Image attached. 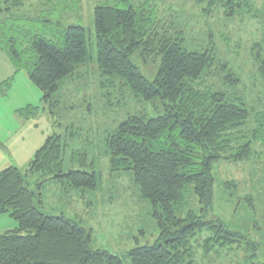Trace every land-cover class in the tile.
<instances>
[{"label": "trees", "instance_id": "1", "mask_svg": "<svg viewBox=\"0 0 264 264\" xmlns=\"http://www.w3.org/2000/svg\"><path fill=\"white\" fill-rule=\"evenodd\" d=\"M114 1L113 5L102 4L93 10L95 59L91 54L92 33L82 26L64 23L68 18L66 0L65 14L55 24L46 17L52 6L35 16L37 21L42 20L41 27L51 28V34L35 31L30 43H22L12 36L6 39L0 32V50L15 74L26 72L51 117L59 108L58 92L63 82L67 77L73 80L79 67L94 62L99 85L109 88L103 97L108 107L111 102L106 99H110L111 89L114 95L118 90L123 97L126 91L140 101L153 105L158 102L162 107L163 113L153 118L129 115L114 132L106 134L110 172L132 171L133 182L141 198L150 204L158 229L154 244L136 246L128 252L130 264H202L196 261L194 252L202 229L209 231L204 240L205 252L243 247L249 259L258 257L255 243L206 217L214 165L247 159L254 145L262 141L258 131L263 123L251 119L253 111L243 101L205 82L215 70L223 72L222 81L230 86L237 87L240 78L226 64L216 67L210 43L202 51H189L180 38L167 35L165 28L161 31V20L145 1ZM58 4L62 8V0ZM247 8V0H209L201 12L208 14L213 9L225 18H234ZM3 14L13 18L10 8L0 9V22ZM260 18L264 24V0ZM15 28L17 32L23 29L12 24L11 35L17 33ZM135 55L143 61H158L153 80L145 78L133 62ZM251 55L257 66L256 76L264 83V38ZM29 110L31 115L37 107ZM65 149L60 135L49 136L24 175L15 167L0 171V216L8 215L16 223L15 228L0 234V264H122L118 255L92 247L91 231L64 215L52 216L43 211L40 189L45 181L54 180L72 190L100 188L101 177L95 172L63 171ZM31 174L41 175L36 191L29 189L25 180ZM186 186L192 187L203 207L199 215L188 212L185 218H179L176 212L182 208Z\"/></svg>", "mask_w": 264, "mask_h": 264}, {"label": "rangeland", "instance_id": "2", "mask_svg": "<svg viewBox=\"0 0 264 264\" xmlns=\"http://www.w3.org/2000/svg\"><path fill=\"white\" fill-rule=\"evenodd\" d=\"M59 1L0 0V9L10 8L13 16L8 19L3 14L0 32L4 38L12 36L22 43H30L35 31L51 34V28L41 27L39 22L42 20L37 21L35 16L41 9L52 6L46 17L55 24L60 15L65 14V0H62V8ZM136 1H145L161 20L163 28L160 30L165 28L167 35L180 38L185 49L202 51L210 43L216 67L226 64L241 83L237 87L225 84L223 72L215 70L205 78L206 84L230 98L243 101L253 111L251 119L263 123L262 130L258 131L262 141L254 145L247 159L221 161L214 165L210 211L206 216L255 243L258 257L249 259L243 247L237 251L211 248L205 252L204 240L209 237L206 229H202L194 243V252L196 261L202 264H264V112L261 111L264 109V83L256 76L257 66L251 55V50L264 38V24L260 18L263 0H247L248 8L234 18H225L213 9L211 13H202L201 8H206L209 0L202 3L193 0ZM114 2L66 0L68 18L64 23L82 26L92 33L93 59L96 58L93 10L96 6L113 5ZM12 24L23 29L17 32L15 28L17 33L11 35ZM132 60L145 78L154 79L158 61H143L138 55ZM7 68H11L10 61L0 50V75ZM76 74L73 80L67 77L63 82L58 92L59 108L51 117L48 109L42 106L40 91L29 81L26 72L16 73L8 83L5 73L0 84V171L15 167L24 175L45 139L60 135L66 143L63 171L95 172L101 177L100 188L98 191L72 190L66 184L45 181L40 189L43 211L52 216L64 215L91 231L93 248L114 253L122 264H130L128 252L136 246L154 244L158 229L151 217L150 204L141 198L133 182L132 171L110 172L106 134L114 132L129 115L153 118L161 115L163 109L158 102L153 105L140 101L126 91L122 92L123 97L118 90L114 95V89L110 90V99H106L111 102L108 107L103 97L109 88L99 85L95 62L79 67ZM30 107H37L31 115L28 114ZM70 124L71 129L68 128ZM40 176L31 174L25 178L29 189L36 191ZM202 207L192 187L186 186L182 208L176 216L185 218L188 212L199 215ZM15 227L16 223L8 215L0 216V233Z\"/></svg>", "mask_w": 264, "mask_h": 264}, {"label": "crops", "instance_id": "3", "mask_svg": "<svg viewBox=\"0 0 264 264\" xmlns=\"http://www.w3.org/2000/svg\"><path fill=\"white\" fill-rule=\"evenodd\" d=\"M7 57V56H6ZM10 65H11V63H10ZM5 73H6V79L7 78H10V77H15V73H14V69H13V67H12V65H11V68H7V70L6 69H4V71H3V73L0 75V77H2V78H0L1 80H0V84L2 83V81H4L3 79H5L4 78V75H5ZM9 75V76H8ZM1 234V233H0Z\"/></svg>", "mask_w": 264, "mask_h": 264}]
</instances>
